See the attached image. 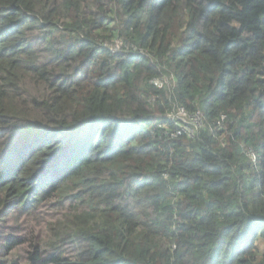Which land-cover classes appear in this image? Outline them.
Wrapping results in <instances>:
<instances>
[{
	"label": "trees",
	"instance_id": "1",
	"mask_svg": "<svg viewBox=\"0 0 264 264\" xmlns=\"http://www.w3.org/2000/svg\"><path fill=\"white\" fill-rule=\"evenodd\" d=\"M26 209L0 264H264V0H0V224Z\"/></svg>",
	"mask_w": 264,
	"mask_h": 264
},
{
	"label": "rangeland",
	"instance_id": "2",
	"mask_svg": "<svg viewBox=\"0 0 264 264\" xmlns=\"http://www.w3.org/2000/svg\"><path fill=\"white\" fill-rule=\"evenodd\" d=\"M180 114L183 118V122L188 121V117L185 114H183L182 112ZM30 211V209H26L23 212H18V215H9L2 220L0 224V242L3 240V237H5L8 233H13L16 238L23 236L25 234L23 228L28 225L29 221L33 216H40L43 213L50 212L49 209H47L46 207H42V205H40L37 211L33 212V216H28L25 214L26 212ZM26 258H29V253L23 254L22 260L24 261Z\"/></svg>",
	"mask_w": 264,
	"mask_h": 264
},
{
	"label": "built area",
	"instance_id": "3",
	"mask_svg": "<svg viewBox=\"0 0 264 264\" xmlns=\"http://www.w3.org/2000/svg\"><path fill=\"white\" fill-rule=\"evenodd\" d=\"M118 48H119V47H118ZM181 112H182L183 114H185V115H186V112H184V110H181V111L178 113V115H177V116H180V117H182V116H181V114H180ZM186 116H187V115H186Z\"/></svg>",
	"mask_w": 264,
	"mask_h": 264
}]
</instances>
